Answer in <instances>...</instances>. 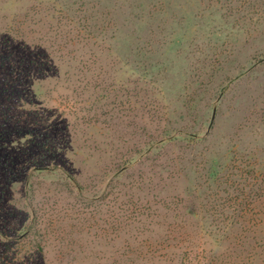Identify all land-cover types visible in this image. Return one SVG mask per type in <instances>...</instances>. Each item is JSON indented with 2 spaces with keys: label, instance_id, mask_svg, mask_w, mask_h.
<instances>
[{
  "label": "rangeland",
  "instance_id": "obj_1",
  "mask_svg": "<svg viewBox=\"0 0 264 264\" xmlns=\"http://www.w3.org/2000/svg\"><path fill=\"white\" fill-rule=\"evenodd\" d=\"M0 264H264V0H0Z\"/></svg>",
  "mask_w": 264,
  "mask_h": 264
},
{
  "label": "trees",
  "instance_id": "obj_2",
  "mask_svg": "<svg viewBox=\"0 0 264 264\" xmlns=\"http://www.w3.org/2000/svg\"><path fill=\"white\" fill-rule=\"evenodd\" d=\"M167 141L169 143V142H172L173 140H171V139L170 140H166L165 143H167ZM123 172H124V170L119 172L117 174L116 178L109 182V184L107 185L106 193L102 197H100V198L97 197V198H95L93 200L94 201H98L97 203H100V202H103L104 200H106L107 198H109V196L115 191V189H117L118 180L121 177V175L123 174ZM28 177H29V174H28ZM81 197L83 198V196H81ZM13 263H15V262H13Z\"/></svg>",
  "mask_w": 264,
  "mask_h": 264
}]
</instances>
